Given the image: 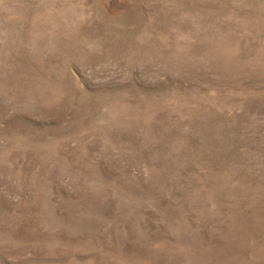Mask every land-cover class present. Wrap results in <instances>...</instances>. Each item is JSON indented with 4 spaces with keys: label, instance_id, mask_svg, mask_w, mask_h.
Returning a JSON list of instances; mask_svg holds the SVG:
<instances>
[{
    "label": "rangeland",
    "instance_id": "obj_1",
    "mask_svg": "<svg viewBox=\"0 0 264 264\" xmlns=\"http://www.w3.org/2000/svg\"><path fill=\"white\" fill-rule=\"evenodd\" d=\"M0 264H264V0H0Z\"/></svg>",
    "mask_w": 264,
    "mask_h": 264
}]
</instances>
